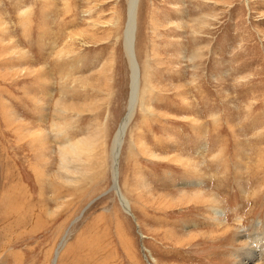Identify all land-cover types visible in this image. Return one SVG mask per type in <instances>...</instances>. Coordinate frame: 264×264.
Segmentation results:
<instances>
[{"label": "rangeland", "instance_id": "1", "mask_svg": "<svg viewBox=\"0 0 264 264\" xmlns=\"http://www.w3.org/2000/svg\"><path fill=\"white\" fill-rule=\"evenodd\" d=\"M127 3L0 0V264H232L236 231L264 251V0H138L135 220L107 191Z\"/></svg>", "mask_w": 264, "mask_h": 264}, {"label": "bare ground", "instance_id": "2", "mask_svg": "<svg viewBox=\"0 0 264 264\" xmlns=\"http://www.w3.org/2000/svg\"><path fill=\"white\" fill-rule=\"evenodd\" d=\"M137 4H138V0H128V3H127V21H126L125 29L123 33V40H124L123 43H124V51L128 58L129 68H130L129 95H128V102H127L125 114L120 119L117 129L113 135L112 142H111L110 157H111L112 184H114L116 175H117V180H118V164L116 167V161L119 158L118 151L121 149L124 136H125V132H126L125 130L127 129L129 125L128 121L130 120V118H132L134 114L136 104H137V99H138L139 70H138V64L135 60L134 49H133V45H134L133 44L134 42L133 33H135L134 31H135V23H136L135 19H136ZM38 70L39 69H36V71ZM118 192L121 196L122 205L129 206L128 201L121 194V192L119 191V188H118ZM211 212L213 215H215L216 219L218 218V215L222 213L217 207H213L211 209ZM232 227L233 226L227 227L225 229H222L221 231L225 232L228 229H231ZM255 234L256 236L254 237V241H256V243L259 244L258 242L261 241L262 237H257V235L259 234L257 231ZM233 236H234V232H233ZM244 236L247 237V235L245 234L240 235L239 232L237 231L235 232L234 239L237 242L239 241L240 242L239 244H242V246L236 249L235 256L237 259H235L232 264H264L260 262L261 258L262 257L264 258V251L261 253L254 254V250L251 246V241L248 240L246 242L247 239L244 238ZM260 249L261 247L260 245H258V250Z\"/></svg>", "mask_w": 264, "mask_h": 264}, {"label": "water", "instance_id": "3", "mask_svg": "<svg viewBox=\"0 0 264 264\" xmlns=\"http://www.w3.org/2000/svg\"><path fill=\"white\" fill-rule=\"evenodd\" d=\"M130 121H131V118H130V120L128 121V124L130 123ZM126 131V130H125ZM120 151V150H119ZM118 151V155H119V152ZM118 155H117V157H118ZM117 164H118V160L116 161V167H117ZM110 190H114V192H115V194H116V196H117V198H118V201H119V203L121 204V206H122V208L124 209V211L126 212V213H128V214H130L131 216H132V218H133V220H135V217L133 216V214L131 213V211H130V208H129V206H124L123 207V205H122V200H121V196H120V194H119V192H118V180H117V175H116V178H115V180H114V184H112L108 189H107V191H110ZM107 191H105V192H107ZM93 201V200H92ZM91 201V202H92ZM90 202V203H91ZM89 205V204H88ZM87 205V206H88ZM86 206V207H87ZM136 226L138 227V225H137V223H136ZM141 235V237H144L142 234H140ZM144 257L146 258V256L144 255Z\"/></svg>", "mask_w": 264, "mask_h": 264}]
</instances>
